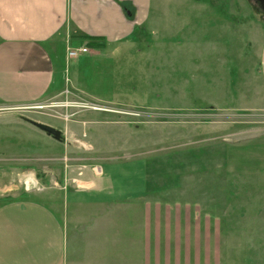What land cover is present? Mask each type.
<instances>
[{"label":"rangeland","instance_id":"1","mask_svg":"<svg viewBox=\"0 0 264 264\" xmlns=\"http://www.w3.org/2000/svg\"><path fill=\"white\" fill-rule=\"evenodd\" d=\"M226 4L227 0H152L151 14L139 35L144 42L138 45L143 50L147 41L175 43V55L183 59L205 51L208 70L225 76H200L201 65L191 59L195 66L190 63L181 69L184 79H172L167 59L165 74L157 77L145 63L134 65L131 60L118 76L88 88L103 103L65 93L18 113L33 120L49 118L58 130L56 125L70 124L84 141L114 157L137 154L147 163L157 188L142 202L160 207L145 209L144 218L156 213L161 222L201 220L208 225L204 244L184 241L187 234H201L199 227H161L162 238L176 240L161 242V250L176 246L183 255L189 249L201 251V245L207 264H264V83L259 68L264 20L260 14H232L234 7L228 10ZM241 5L247 10L243 0ZM181 43L186 45L178 49ZM216 47L223 48L216 51ZM176 88L191 98L179 104L165 100L163 111L152 104L135 107L141 99L156 100L158 89L166 98ZM225 88L231 91L228 97L222 94ZM117 99L138 104L110 103ZM42 134L38 139L0 122V151L21 150L33 158L12 162L0 156V204L60 187L69 165L72 171L93 165L86 160H51L61 155L58 142H65V137L62 131L60 141ZM76 143L73 157L93 153L92 146ZM36 152L42 160H34Z\"/></svg>","mask_w":264,"mask_h":264},{"label":"crops","instance_id":"2","mask_svg":"<svg viewBox=\"0 0 264 264\" xmlns=\"http://www.w3.org/2000/svg\"><path fill=\"white\" fill-rule=\"evenodd\" d=\"M151 10L152 0H0L1 124L41 139L43 131L27 122L24 118L30 117L19 114L20 110L65 93L103 103L88 88L101 87L107 79L118 76L131 60H135L134 65L145 63L151 75L157 77L165 74L167 65L172 79H184L181 69L190 63L201 65L197 73L200 76H225L219 70H208L209 55L205 51L183 59L176 57L175 43L166 46L160 41H147L148 46L139 49L144 42L140 41V31ZM185 45L178 44V49ZM69 47H86L89 51L68 58ZM260 57L264 83V44ZM167 59L171 61L164 65ZM147 81L152 84L149 78ZM158 90L153 101L141 99L135 105L117 99L110 103L135 107L152 104L161 110L167 104L165 100L179 104L191 98L177 93L178 88L168 91L166 98ZM229 90L225 88L223 96L228 97ZM34 120L53 126L46 117ZM56 126L65 142H58L63 149L61 155L50 159L66 163L86 160L93 165H79V171H72L69 165L60 187L0 204V264H207L201 245V251L189 249L183 255L176 246L161 250V242L176 241L173 236L162 238L161 227H199L201 234H187L184 241L202 244L207 243L204 230L208 225L201 220L198 224L161 222L156 213L144 218L145 209L160 210L159 206L149 208L142 202L157 192L145 161L137 154L134 158L114 157L104 148L84 141L70 124ZM77 140L80 145L92 146L93 153L83 159L73 157ZM0 156L12 162L33 160L21 150L0 151ZM35 156L39 158L34 160H42L37 152Z\"/></svg>","mask_w":264,"mask_h":264},{"label":"flooded vegetation","instance_id":"3","mask_svg":"<svg viewBox=\"0 0 264 264\" xmlns=\"http://www.w3.org/2000/svg\"><path fill=\"white\" fill-rule=\"evenodd\" d=\"M246 3L247 10H244L241 5V0H227V7L230 10L234 7L232 14H260L264 20V0H243Z\"/></svg>","mask_w":264,"mask_h":264},{"label":"water","instance_id":"4","mask_svg":"<svg viewBox=\"0 0 264 264\" xmlns=\"http://www.w3.org/2000/svg\"><path fill=\"white\" fill-rule=\"evenodd\" d=\"M27 122H29L30 124H32L33 126L37 127L38 129L42 130L43 132H46L49 136L54 137L56 140L60 141L62 139V134L61 131L56 129L53 126H50L48 124L45 123H41L38 121H35L33 119L30 118H24Z\"/></svg>","mask_w":264,"mask_h":264},{"label":"built area","instance_id":"5","mask_svg":"<svg viewBox=\"0 0 264 264\" xmlns=\"http://www.w3.org/2000/svg\"><path fill=\"white\" fill-rule=\"evenodd\" d=\"M88 48L86 47H81V48H68V58H77L79 55L86 54L88 53Z\"/></svg>","mask_w":264,"mask_h":264},{"label":"bare ground","instance_id":"6","mask_svg":"<svg viewBox=\"0 0 264 264\" xmlns=\"http://www.w3.org/2000/svg\"><path fill=\"white\" fill-rule=\"evenodd\" d=\"M28 184V183H27Z\"/></svg>","mask_w":264,"mask_h":264}]
</instances>
